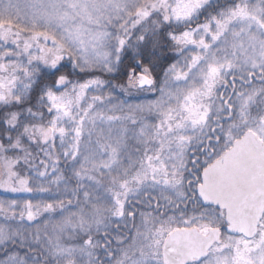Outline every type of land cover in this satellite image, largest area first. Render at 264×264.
I'll list each match as a JSON object with an SVG mask.
<instances>
[{"label":"snow or ice","instance_id":"obj_1","mask_svg":"<svg viewBox=\"0 0 264 264\" xmlns=\"http://www.w3.org/2000/svg\"><path fill=\"white\" fill-rule=\"evenodd\" d=\"M33 181L0 264H264V0H0V188Z\"/></svg>","mask_w":264,"mask_h":264},{"label":"rangeland","instance_id":"obj_2","mask_svg":"<svg viewBox=\"0 0 264 264\" xmlns=\"http://www.w3.org/2000/svg\"><path fill=\"white\" fill-rule=\"evenodd\" d=\"M201 19H203V17ZM149 47H151V46H149ZM168 49L170 50V54H171V49L170 48H168ZM170 57L174 58V60L171 63H173L176 59H179L178 57H175L172 54L170 55ZM171 63H169V64H171ZM65 67H68L71 70L70 64L66 63ZM161 68L162 67L160 65V68L157 69V71L159 70V75L157 76L158 79L161 78L163 75ZM154 75H156V74H154ZM128 95L132 96L134 100L136 98H142L138 102H137V100L136 101H133V100L129 101V103H133V104H148L149 102L154 101L158 98V93L151 94V93H139V92L132 91ZM149 122H152V121H149ZM57 143H58V141H57ZM6 155H8L10 157L16 156V155H10L9 153H7ZM21 162H23V160H21ZM16 170L20 171L23 174V168H22L21 164L17 165ZM27 171H28V169L24 170V172H27ZM30 186L33 188L32 192H11V191H7L3 188H0V202H3L5 205H7L8 203H11L12 201H16L19 205L23 206V204L26 201H31L33 204L43 202V201L45 202L46 200L49 201L50 193L40 192L38 190L40 187L39 182L35 181ZM53 191H54V186H53ZM35 200H37V201H35ZM189 208L191 209V205H189ZM17 211H19V209H17ZM189 214H191V211H189ZM48 216L51 217V219H47ZM53 216H55V217L53 218ZM60 219H61L60 215H47L45 219L39 218L38 221L35 223L29 224L27 221H25L24 224H20L16 221H12V222L7 223L5 226L10 227L12 229L20 228V229H22L26 232H29V233H35L37 231V229H39L41 231V233H43L45 227H47L48 231L52 232L53 228L59 222ZM137 223H139V217H137ZM0 224H5V221H4L2 216H0ZM21 254H23V253H21Z\"/></svg>","mask_w":264,"mask_h":264},{"label":"trees","instance_id":"obj_3","mask_svg":"<svg viewBox=\"0 0 264 264\" xmlns=\"http://www.w3.org/2000/svg\"><path fill=\"white\" fill-rule=\"evenodd\" d=\"M157 55L158 56H161V57H163V59H161L160 60V62H159V64L161 65V67H166L169 63H171L173 60H174V58H171L170 57V50L168 49V48H164V49H157ZM124 64H125V66H128L129 65V57H125V61H124ZM158 68H160V67H158ZM157 68V69H158ZM157 69L155 70V72H154V74H156V76H158L159 75V70L157 71ZM125 71L127 70V68L125 67V69H124ZM62 71H66V72H71V70L68 68V67H65L64 69H62ZM157 71V72H156ZM70 79H72V80H84V79H88V77L87 76H83V75H70V77H69ZM102 78L103 79H106V80H108V79H111L112 80V83H114V84H120V83H123L125 80H126V76H118V77H109V76H102ZM107 91V90H106ZM90 95H91V93H90ZM123 98V97H122ZM142 98H136L135 100L134 99H131V100H129V101H136L137 100V102L138 101H140ZM12 135H13V137H15V135H16V133H12ZM6 143V142H5ZM24 147L25 148H27L32 154H33V156H35L36 158H37V160H39V158H40V156H39V153H40V148H39V146L38 145H35V144H31V143H29V141H27L26 139L24 140ZM10 155H16V156H23V153H21V152H8ZM21 164V166H22V168H23V173H25L24 172V170H26V169H28V166L26 165V164H24V162H21L20 163ZM33 182H35V181H33ZM33 184V183H32ZM35 186V185H34ZM44 186H46L47 187V185L45 184ZM72 186H74V182H73V185ZM35 201H37V200H35ZM44 202V201H43ZM46 202H48L47 200L45 201V203ZM190 209V208H189ZM170 214V213H169ZM46 216L47 215H43V217L41 218V219H45L46 218ZM55 216H53V218H54ZM47 219H51V217H47Z\"/></svg>","mask_w":264,"mask_h":264}]
</instances>
